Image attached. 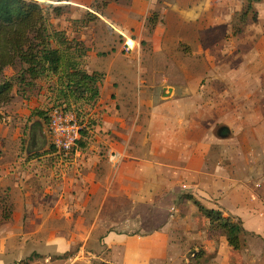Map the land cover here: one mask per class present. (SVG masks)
<instances>
[{
  "label": "crops",
  "instance_id": "0c3cea01",
  "mask_svg": "<svg viewBox=\"0 0 264 264\" xmlns=\"http://www.w3.org/2000/svg\"><path fill=\"white\" fill-rule=\"evenodd\" d=\"M243 2L112 1L103 13L92 9L93 1L83 3L113 24L124 42L86 67L104 72L103 102L90 114L97 123L88 145L77 153L58 151L48 123L33 116L34 109H46V87L45 100L15 94L0 122V264H187L203 248L220 264H264V157L256 149L240 157L236 140L195 139L197 132H217L216 115L228 108L223 100L264 102V0L255 4L257 29L234 37L233 19ZM152 13L158 22L149 31ZM128 37L135 48L126 47ZM144 40L154 59L143 58ZM237 47L246 52L240 66L232 61ZM212 52H220L214 60L207 55ZM200 53L207 58L193 62ZM192 67L217 69L209 82L215 92L209 83L195 90L198 77L175 81L170 74ZM230 78L236 85L224 90ZM256 109L261 112L249 116L264 117V103ZM257 118L248 129L264 130V119L260 124ZM225 147L233 150L220 152ZM188 195L240 218L243 247L235 250L225 235L214 237Z\"/></svg>",
  "mask_w": 264,
  "mask_h": 264
},
{
  "label": "trees",
  "instance_id": "16d2710c",
  "mask_svg": "<svg viewBox=\"0 0 264 264\" xmlns=\"http://www.w3.org/2000/svg\"><path fill=\"white\" fill-rule=\"evenodd\" d=\"M261 1L245 0V5L233 19V36L244 32V22L252 10H255L254 19H258L255 4ZM99 2L93 3L92 8L103 13L110 0ZM49 7L57 15L64 11L63 5L51 4ZM46 15L45 7L37 0H0V122L5 119L3 108L13 100L15 94L26 95L27 91L36 88L39 80L47 81L49 88L56 91L58 98L62 99L54 102V107L73 110L78 117L83 115L72 106V102H96L100 98L103 74L89 73L84 69L80 59L86 55L87 50L81 47L79 40L69 37L65 30L54 27ZM88 16V20L98 18L92 12ZM238 21L244 23L242 27ZM18 62L26 66L16 75L2 78L5 69ZM47 111L48 109L36 108L33 115H39L48 121ZM88 117L87 126L79 141L80 148L88 145L90 129L96 123L90 115ZM187 197L210 220L209 230L214 237L225 235L229 245L235 250L243 247L242 236L245 229L240 218L225 216L220 209L208 208L193 195ZM202 256L201 250L193 260L199 262Z\"/></svg>",
  "mask_w": 264,
  "mask_h": 264
},
{
  "label": "rangeland",
  "instance_id": "374dc122",
  "mask_svg": "<svg viewBox=\"0 0 264 264\" xmlns=\"http://www.w3.org/2000/svg\"><path fill=\"white\" fill-rule=\"evenodd\" d=\"M37 1H39L45 7L46 13H47L46 16L48 17L49 22H51L54 27H56L58 29L65 30L66 34L69 37L76 38L77 40H79L81 47H84L87 50L86 55L80 59V61L82 62L83 66H84V69L87 71H88V68H86V67H88L89 64L92 66L99 64L100 61L101 62L103 61V56H105V55L107 56V51H111V48H113L114 50L117 49L124 42V40L121 39L122 36L120 35L118 29L113 24H109L106 20H104L101 17L88 20L89 19L88 13L89 12L93 13V11L90 9H87L88 7H86V5H84L83 3H89L90 1H93V3H95L96 1L99 2L101 0H71V1L37 0ZM112 1H118V2H122V3L127 2L128 4L131 3V0H110V2H112ZM245 3L246 2L244 0L243 6L245 5ZM51 4L63 5L64 6L63 13L60 15H57L53 11V9L51 7H49V5H51ZM254 11L255 10L251 11L247 21L244 22L245 24L238 21L239 26L242 27V25L244 24L243 25L244 30H246L247 28H248V31H251L252 28L257 29L258 19H254V17H255ZM256 16H257V13H256ZM157 22H158V17H157V15L155 16V13H152L151 15L148 16L146 25H147L149 31L153 30V28L155 27ZM227 38H228V40L231 39L230 37H227ZM127 40L128 41L125 44L127 45V43H129L131 45V47L135 48V46H136L135 41H133L130 37H128ZM130 40H132L133 42H131ZM183 43H184L183 41L180 42V44H182V45L179 49H181L185 53V57H186V53H188V51H187L188 49L185 47V45ZM142 46H143L142 48L144 49V52H145L143 58L154 59V55L152 54V51H151V43H149L147 40H144L142 42ZM237 49H238L237 52H235L232 56V61L236 62V64L237 65L239 64V66H240L241 63L243 64V60L245 58L246 52H243L240 47H237ZM219 53L220 52H218V53L212 52V53H208L207 55H208V58L214 60L217 58L216 56L219 55ZM95 54H98V56H96ZM120 54L117 57H115V59H117V61H119L122 58V56ZM207 55L205 53H200L197 55V57L194 59L193 62H195L196 60L202 61L203 59L207 58L206 57ZM25 66H26V64L18 62L14 66L7 67L5 69L3 75H2V78H6L8 76L11 77L13 75H16L17 73H19L22 70V67H25ZM100 69L102 70L103 68H100ZM237 69H238V67H237ZM216 70H217L216 68H211V67L210 68L192 67V68L185 69V71L183 68H176L173 71L171 69L170 74L173 75V79L175 81L181 79L180 76H183V75H188L191 77H198L201 80V84L197 85V89H196V86L194 83L192 86H193V88H195V90H201L202 86H207L206 84L209 83L211 78L216 75ZM149 71H151V69H149ZM96 72H98V71H96ZM100 73H102L104 75V72H100ZM232 81H233V78H230L228 80V83L224 87V90H225V88H227L228 90H232V85H236V84H231ZM49 85L50 84L47 81L39 80L38 85L36 86L34 91L29 90L30 93H28L29 91H27L26 95H28V97L26 95H20V96L26 97L28 99V101H30L29 99H32V96L37 97L38 100H42V99L45 100L44 99L45 95L43 97V95H42L43 91L42 90L45 89L44 87H46V89L48 90V92L50 94L45 100V103L48 102L46 104L45 108L48 109L47 115L49 116L48 119L50 120V112L55 105L54 102L55 103L60 102L62 99L58 98V96L56 95L57 92L54 91L53 89H50ZM177 86L179 87L178 92L179 91L181 92L182 89L180 87H182L183 84L181 83V84H178ZM209 86L211 87L212 92L216 91V85H212L211 83H209ZM247 91H248L247 87L244 85L243 86L241 85V92H243V93H241V95H246ZM100 99H101V96H100ZM72 100H74V99H72ZM11 102L9 103V105H6L3 108L5 116L8 114L7 109L10 110V107L12 105ZM75 102H72V106L79 109L80 110L79 113H81L83 115V116H79V119L81 121H87V123H88V118H89L88 116L91 113H93V110L99 109L103 101L101 102V100H100V102H99V99H98L96 102H79V103H75ZM223 102L225 103L224 105L228 106V108L224 107L223 108L224 112L216 115L217 119L220 121L219 124L216 126V128H218L217 132H213V133H211V132L210 133L209 132H204V133L197 132V133H195L196 141L199 142V140H201L202 138L205 139V138L214 137V136L225 138L229 142L236 140L237 141L236 143L240 144L238 147L240 157H242V154H244V156L245 155H251V151L253 149H256L257 152H260L259 158H261V160H263V157H264V148H263L264 147V130H259V131L250 130V128L248 129L247 123H249L251 121H252V123H256V121H254V120L257 117L249 116L250 110H252V112H254V111H256V112L260 111L261 112V109H256V108H260L261 104L264 102L256 100V99L249 100L245 96H242V99L237 100L235 102L231 99L223 100ZM99 103H101V104H99ZM17 107H18V105H17ZM66 110H69V109H66ZM91 117L94 119L93 114L91 115ZM93 119H90V121ZM263 119H264V117H259V119L257 118V121L260 122V124H262ZM49 120L48 121L45 120V121L47 123H49ZM236 120H238V121L241 120L239 122V124L244 123L245 125L238 126L239 124H236L235 122H233ZM96 123H97V121H96ZM227 125H229L231 127L232 131L229 133H222L223 129ZM26 135H27V133H26ZM26 140H27V137H26ZM222 150H223V153L228 154V153H231V151L233 149L230 147H225L223 149L221 148L220 152ZM234 150H235V148H234ZM178 151H179V149H177V151H176V158L179 156ZM229 156L230 155H227L226 157H229ZM227 159L229 161V158H227ZM177 161H178V159H177ZM224 162H226V161L224 160L223 163ZM246 180H247V178H246ZM4 202L7 203V198H5ZM201 250L203 253V256H202L203 258H200L199 262H195V260H193V257H192L189 259L190 263H187V264H220V262H218L217 258L215 259L216 253H212V252H210L211 250L205 249V248H203ZM189 257H190V255H189ZM223 263L229 264V263L224 262V261H223Z\"/></svg>",
  "mask_w": 264,
  "mask_h": 264
},
{
  "label": "built area",
  "instance_id": "2783aa9c",
  "mask_svg": "<svg viewBox=\"0 0 264 264\" xmlns=\"http://www.w3.org/2000/svg\"><path fill=\"white\" fill-rule=\"evenodd\" d=\"M127 47L130 49L131 45L127 43ZM48 125L52 144L58 151L70 155L81 150L79 141L87 121H81L75 111L53 107Z\"/></svg>",
  "mask_w": 264,
  "mask_h": 264
},
{
  "label": "water",
  "instance_id": "95a60500",
  "mask_svg": "<svg viewBox=\"0 0 264 264\" xmlns=\"http://www.w3.org/2000/svg\"><path fill=\"white\" fill-rule=\"evenodd\" d=\"M228 129L227 128H224L222 133H227Z\"/></svg>",
  "mask_w": 264,
  "mask_h": 264
}]
</instances>
